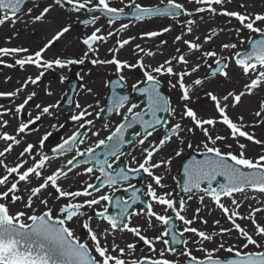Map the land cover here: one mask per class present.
<instances>
[{"label": "snow or ice", "instance_id": "snow-or-ice-1", "mask_svg": "<svg viewBox=\"0 0 264 264\" xmlns=\"http://www.w3.org/2000/svg\"><path fill=\"white\" fill-rule=\"evenodd\" d=\"M55 4L61 8L65 5L70 6V11L80 12L81 10H87L89 13L100 12L103 15L109 17V26H111L115 21L120 20L123 15H126L124 8H115L109 5V0H54ZM123 2V0H121ZM191 2V0H190ZM25 3V0H0V25H3L6 21L16 16L20 12L21 6ZM196 4L203 5V7H197L195 12L208 11L213 14L217 12L214 5H222L225 0H195ZM50 7H45L43 11L34 17V20L40 21L46 13L50 11ZM125 7L131 8V15L135 17L136 20H143L146 17L153 16H174L178 17L180 15L191 16L193 13L188 12L184 5L177 2V0H167L165 7H142L136 0H130L128 5ZM29 12L32 10L29 9ZM227 17L235 18L243 29H247L250 33L258 34L259 38H248L249 48L243 51H235L232 55V60L234 63L242 70L245 76H248L250 83L246 84L245 91H241L238 94H233L229 92L227 95L223 96L224 103L221 99L212 92H208L206 95L214 103L215 112L219 114V120L215 118L204 119L198 117L197 113L193 111L192 108L188 107L187 104L184 106V112L182 118H190L194 127L199 128L203 133L205 141L203 142L204 148V159L196 160L192 159L184 165L185 179L183 183L182 190L185 193H192L193 189L202 192L204 195L210 196L212 200L217 204V207L223 211V214L232 221L234 229L241 235V237L246 241L241 247L247 249L249 245L255 246L256 248H261V244L249 234L239 223H236L235 218L240 216V213L236 211L240 207V203L236 199H232V207L225 206L221 202V196L232 197L234 193H243L248 189H253L260 193H264V154L259 155L256 158H249L246 155L245 143H240V138H244L246 141H250L259 145H264V141L255 139L254 135L245 131V125L243 123L234 122L227 113L229 104L227 103L231 98L233 100V105L235 106L241 101V98L245 94H251L253 89L260 86H264V27L257 26L258 22L264 23V14H240L234 11L222 10L220 13ZM99 16H92L91 20H84L83 23L88 25L90 23H95ZM14 22V21H13ZM189 25L193 21H187ZM128 27L127 24H121L120 28L116 30L117 33L125 30ZM70 30L69 26L63 27L58 31L55 36L48 43L36 51L34 54H28L22 58L15 59V64L23 68L26 64H34L37 68L49 69L53 65L64 68L68 64L84 63V60H61L59 58L51 61L44 60L42 53H44L49 47H51L54 42L61 38L65 33ZM171 29L165 27L162 32H148L144 35L148 37H157L162 33H166ZM191 32V28L188 29ZM240 29H237L239 32ZM100 29L97 28L83 39V44L87 46L89 52L95 51L93 49V44L97 41H105L106 37L102 35H97ZM113 32H109L108 36H112ZM176 41H181L182 37L177 36ZM198 39V38H197ZM211 39V37H206V41ZM183 44L187 46L190 51H200L201 44L187 39H183ZM119 46L122 48L124 45L129 43V40L117 41ZM163 43V42H162ZM241 44L245 41H241ZM139 48V45H137ZM223 49H236L237 44L226 43L222 45ZM110 51H116L112 49ZM180 53V49H177ZM18 53H28L26 48H0V57L3 56H14ZM87 52L85 56H87ZM217 53L215 51H207L202 53V57L206 60L207 58L216 57ZM177 62L187 65L189 63L188 59L184 54H180L174 57ZM226 59L221 57L215 60L216 68L213 70V75L217 73L221 76H228L226 69L228 67L227 63H223ZM0 63H3L0 60ZM93 64H114L116 66L117 72L122 68L136 67L137 65H129L126 61H120L115 56L111 60H93ZM8 67H13L14 65H7ZM140 67H144L142 63H139ZM199 68V64L191 67L190 71L185 70L183 72L177 73L174 71L172 66V60H165L163 64L156 67L144 68L143 75L144 80L139 81L138 84H143L142 87H137L134 84L133 90L138 91L140 95L144 98L141 103L144 105L141 108L140 104L131 103L127 106V110L121 113V109L125 108L129 104V97L127 95H119L115 92L116 88L124 87L125 85L121 83L123 77H120V81L113 82V95L108 103V111L115 112L116 115H122V121L116 125L115 130L111 131L104 139H98L93 146H89L84 150H80L79 144H83L85 141L82 138L86 136L87 133H81L80 129L84 128L86 125H92L93 121L91 119H85L87 116H91L92 113L88 111L91 105L79 111L77 114L71 115L70 119L73 122H80L76 131H74L70 136L64 139L60 144H58L52 151L58 155H63L65 153H70L75 150V154L71 159L67 161L64 166L67 168L68 165L72 167H78L80 165H87L84 168V172L87 174H94L98 172L99 175H95L94 179L99 181V185L93 183H88L82 190L78 191H67L61 188L58 184L61 176H67V172L64 169H57L50 175H44L43 169L45 168L46 161L49 159L48 156L40 153L39 159L33 158V163L31 166L26 167L27 160L24 159L25 155H32L33 145L28 144L27 147L23 149L20 153V162L15 166L9 167L4 165V162L0 160V165L4 166L6 174L0 177V186H7L10 183V187L7 190L0 192V201H7L9 194L11 193V203H16L17 201H22L24 198L20 195H16L19 192L18 185L20 182L25 184H31V177H35L40 181L36 186L26 189L30 194L27 196L26 202L24 203L25 209H30L31 214L28 211H15L13 212L8 202H0V264H176L174 261H170L164 258V253H160V258L152 259L150 257H144L140 260L126 261L123 259L125 254L124 248H119L115 243L112 246V251L106 245L101 244L100 236L97 232L93 230L88 222L83 224V227L87 229L88 239L92 242V248L89 247L87 241L82 242L79 237L67 226L69 221H72L78 216L84 215L81 211L85 206L91 209L93 206L101 205V202H107L103 205L102 210L96 212V216L102 220L106 221L110 226L112 232L128 231L133 235L139 237V240L143 241L145 245L149 247L153 252L154 240L147 238L145 235L141 234V229L139 227L131 226V216L145 214L148 217H155L157 221L161 224L168 226L166 230L161 233L160 236L155 237L156 241H162L166 246L187 244V241L183 240V234L185 232L194 233L196 236L200 237V243L203 241H210L213 239L212 235H208L203 231H198L196 228L189 227L193 223L192 219H187L185 215L181 213L185 210V202L181 200L178 207L175 206L173 199H171V193H164L158 195L156 190L153 188L152 184L147 185V191L145 195L151 198L152 201L159 205L165 206V212L171 210L175 214V219L183 222L185 225L182 232L179 233V237L175 233V225L172 223V217L167 215H160L153 211L152 204H146L145 207L140 208L139 211L129 212V209L140 202V196L137 193L140 189L134 188L131 183H128V189H133L130 193V200H125L122 197L114 196V193L122 187L124 182L130 181V173L136 174L141 171L146 173L148 177L154 180L155 184L161 188L164 185L161 183L162 177L154 174L153 169H157L161 164H170L171 160H162L160 162H153V157L156 152H158L168 140L171 139L173 135H176L182 130L180 123H175L168 128L169 121L158 116L160 112L167 113L169 116L174 115L175 109L171 107L170 101L167 97L161 94L160 91V80L157 79L158 75H168L176 76V83L169 81L172 88L179 86L181 92V99L187 101L190 99V89L191 85H187L184 82V77L195 73ZM252 73H256L255 78L252 77ZM43 73L37 75L35 78L28 77L24 81V85L16 92L12 93H0V96L8 95L15 96L17 92L22 91L23 87L28 83L36 84ZM64 77H61L63 81ZM195 85H200L202 81L197 79L193 82ZM91 91V90H89ZM49 95L51 93H48ZM36 95L35 92L27 96L22 104L17 106L16 112L19 114L25 105ZM40 108V105H36ZM57 104H51L45 106L41 109L40 115L29 119L27 123L21 122L18 128V134L24 133L28 129L29 124H34L36 121L41 119L44 114H49L50 109L56 108ZM76 108H80L79 103L76 104ZM139 109V110H137ZM103 111V109L101 110ZM257 117L264 120V102L260 105V110L255 113ZM147 117V119H146ZM242 121V117L240 118ZM219 122L226 126L229 130V135L234 139L238 145L239 152L234 153L233 151L224 152L220 147H217L218 141H224L228 137L224 135L215 134L213 128L215 124ZM7 124L4 122L3 127ZM139 125V131L133 132L132 139H126L125 133L129 129H133L134 126ZM157 126L165 128V135L159 140L158 145L145 148L143 151L146 155L143 157L141 162H137L135 157H133L132 163L137 164V167L125 169L124 167L113 165L116 161H119L124 152L121 150L122 145L132 144L138 142L140 145H144L145 141L152 136L153 131L156 130ZM206 126H212L206 127ZM55 127V126H53ZM107 129V125H105ZM150 129L152 131H150ZM91 131V129H88ZM193 127L186 129L187 133H192ZM51 133H46L45 136L40 140L41 146L44 141L48 139ZM98 132H92V136H98ZM136 138H139L138 141ZM0 139L4 141H11L7 147L0 151V157L4 156L6 152L12 150L13 144H19L20 140L16 136L9 135L8 133L0 134ZM183 144V139L180 140ZM211 145V146H210ZM231 148L232 145H226ZM188 147L191 148L192 145L189 143ZM100 150V151H98ZM183 149L176 151L175 155L177 157L182 155ZM78 157H83V159H77ZM103 157V158H101ZM114 158V159H113ZM71 171V168H68ZM15 177L10 180L9 177ZM79 174V173H78ZM221 178V179H218ZM215 182V186H213ZM206 183L205 187L202 184ZM49 187L54 189L57 194L56 199L60 198H71L68 203H65L59 207V215L54 214L53 209L48 207L49 200L47 198H41L43 191H46ZM107 187L112 190V194H100L98 196L93 195L94 192L100 193L101 189ZM128 189H124L127 191ZM52 194L49 193V196ZM78 197H85L84 201H76ZM92 197L91 199H87ZM34 198L39 199L40 204L45 208L44 211L37 214V210L33 208ZM191 198V197H189ZM203 200V196L201 197ZM108 204L118 211L115 215H106L109 208ZM146 208V212H145ZM199 212V209L196 210ZM255 212H260L261 209H253ZM241 219L250 220L251 223L256 226V234L259 236H264V226H259L257 221L252 218L249 214L247 216L240 217ZM91 217L89 218V220ZM206 223V221H205ZM219 224V221H216ZM150 224V220H149ZM231 229H221V233L230 232ZM171 233V241L166 239ZM111 234L107 229L101 233L103 236ZM135 245L128 244L127 248L133 250ZM119 249V255H113L112 252H116ZM223 249L232 254L230 258H214L215 251ZM93 250L96 255H93ZM170 251H175L174 248H170ZM182 255L188 256L190 258V264H264V251H251L244 252L236 248V246H229L224 248L223 243L219 245V248L212 251L206 252V257L198 259L191 255V252L187 249Z\"/></svg>", "mask_w": 264, "mask_h": 264}, {"label": "rangeland", "instance_id": "rangeland-1", "mask_svg": "<svg viewBox=\"0 0 264 264\" xmlns=\"http://www.w3.org/2000/svg\"><path fill=\"white\" fill-rule=\"evenodd\" d=\"M257 1V0H255ZM262 1V0H261ZM94 2V1H93ZM116 0H109L110 5H114V7L117 6ZM130 1H128L129 4ZM177 2L184 5L185 9L188 11L190 8H186L187 5L183 3V0H177ZM136 3H139L142 7H159L161 4H167V0H136ZM127 4V5H128ZM50 7V11L47 13L45 18H42L40 21L34 20V17L39 15L45 7ZM31 9L32 11L29 12L28 10ZM131 8L126 7L125 13H128ZM208 11H205L203 13H193V15H180L178 17H155V18H148L141 21L136 20H117L116 22L120 23H126L128 25L126 32H122V35H117L116 37L112 39H107L105 41H97L93 44V49L95 51L89 52L87 46L84 48H80L79 44L83 41L84 37H87L91 35L95 29L99 28V25H106L109 24L108 20L101 17L99 14H91L92 16H99L100 18L96 20L95 23L89 26L84 27H78L76 26L77 22L84 17V10H81L80 12H74L70 11V6L65 5V7L61 8L60 6L56 5L54 0H45L38 4H28L23 12L16 14V16L12 17L8 21L5 22L7 25L8 33L6 34L5 39H11L15 36L18 37L20 46L22 48L28 49V54H34L36 51L40 50V45L42 44L43 40L41 35L43 34L44 25H48L49 27H52L54 30H60L63 27L69 26L70 30L65 34L64 38L60 40L59 45H63L61 49L59 47H51L49 49V52L44 58V60L51 61L55 60L57 58L67 61V60H84L85 64L87 63L86 67H81V63H75V64H68L64 68H59L55 65H53L52 68L44 69V68H37L34 64H30V70L32 76L40 75L41 73H44V71L52 70L53 75L50 79L47 81H43L42 76L38 82V84L45 86V94L47 93L48 99H44L45 103L40 107V111L43 107L51 105V104H57L56 108L50 109L49 114H44L41 116V119L39 121H36V128L32 129L33 124H29L28 129H26L24 136L22 138V141L19 144H13L12 150L10 152H6L4 156L0 157V160L4 162V165H7L9 167L15 166L17 163L20 162V153L23 151L25 147H27L28 144H32L33 151L32 155L29 156L28 154L25 155L24 159L27 160L26 167H29L33 163V158L36 160L39 159V154H46L47 150L50 148L49 146L45 148L46 151H44V144H48L49 142L44 141V144L41 146L39 144V141L45 136L46 133H50L51 131L59 128L60 125L63 124L66 120H71V115L77 114L82 109L86 108L88 105H91V108H88V111L92 113L91 116L85 117V119H91L93 121L92 125H86L84 128L86 129V138L84 139V143L80 144V150H84L89 146H93L95 142L98 139H104L107 135L110 134L111 131L115 130V127L117 124H119L122 121V115H112L109 119H107V122L105 124H101L98 119V115L101 112V110L104 107L105 97L107 95V83L109 79L112 76L117 77H123V82L125 83V91L131 92L133 89V85H141L138 84L139 81L144 80L143 71H138L139 63L145 62V57H148V55L152 54V49H155L159 51L160 53L167 52L169 53L168 58L169 60H172V66L174 63H176V59H173L174 57H177L180 54H184L182 50H180V53L177 52V48L169 49V46L172 45L170 43V40L173 38H176L179 35V31L184 30L188 28L189 24L187 21H195L200 18H202V15L207 14ZM2 15V14H0ZM22 17L21 23L18 26V28L13 29L14 23H16L20 18ZM14 21V22H13ZM224 25H230L233 27H236L235 25H238V27L241 28V25L235 18H230L228 20H225L223 22ZM154 27H157L158 29L156 32H162V29L165 27L170 28L171 30L162 33L161 35L157 37H148L144 35L148 32H153ZM261 27H264V24L261 25ZM234 39H231L229 41L230 43L237 44L236 49H222L221 56L211 57L207 58L206 60L202 57L200 59L199 63V69L197 73L192 75L189 79H185L184 82L187 85H190L195 80L200 79L203 82H210L213 81V83H216L217 87L215 89L206 88L204 93L201 95L196 96L193 100L181 103V92L179 90V86L177 85L176 88H172L170 86L169 81L171 80L172 83H176V79L173 76L168 75H158L157 79L160 80V84L163 86L162 93L164 96H166L169 101L172 108L175 109V113L172 116H169L167 114L166 120L169 121L168 128H171L172 125L175 123H180L182 126V130L180 133L172 137L170 140L166 142V144L154 154L153 162H160V160H171L170 164H161V166L157 169H153V172L157 176H161L162 180L161 183L164 185V187H160L155 184L154 180H152L148 175H145L144 180H142V185L144 187V197L148 200L147 203L152 204L153 211L160 215H167L175 219V214L168 210L165 212V206L159 205L151 200L150 197L145 195L147 191V185L152 184L153 188L156 190L158 195L164 194V193H171V199H173L175 206L178 207L179 202L183 200L185 202V210L181 213L182 215H185L187 219H191L190 216L196 213V207L195 205H203L211 212L210 218H205L204 222H200L199 218L196 215V218H192L193 223L189 225V227L195 228L197 226V221L199 220V224L205 225L207 231L209 227L210 235L215 233L213 236V239L210 241H203V243H200V240H198V244L194 245L191 242V236L189 233L185 232L183 234V238L185 241H187V244L183 245L182 248L176 249L174 252H168L167 246L162 241L156 242V247L159 249V252L164 253V258L171 260L173 257H178L176 264H184L190 258L188 256L182 255V253L185 252L187 249L191 252L192 256L197 257L198 259H202L206 257L207 251L216 250L219 248V245L223 243L224 248H228L229 246H236V248L240 249L244 252H251V251H264V236L260 237L259 240L256 239L260 244L261 248H256L255 246L249 245L247 249H243L241 246L246 243V241L239 237L236 240L235 239H227L225 241L219 239L216 241L214 238L216 235L220 234L221 231L219 229L223 227L224 222L226 221V216L223 214V211L217 207V204L215 202H212L209 197H207L204 194H191L188 196H185L183 198H180L177 181L175 180L176 175L179 171L181 162L183 158L189 156L191 153L199 155L204 152L203 148V142L205 141V138L203 136V133L200 131L199 128H195L190 118H182V114L184 112V106L187 104L188 107L192 108L193 111H195L198 115V117L208 119V118H215L217 121L219 120V114H215L213 111L214 103L208 98L206 95L208 92H212L213 94L217 95L218 98H223V96L227 95L229 92H232L234 95L237 92L245 91V85L250 83V79L248 76H245L242 72V70L234 63V60H232V55L235 51H243L244 49H247V41L249 37L255 38L257 36L256 33L251 34L250 36H245L243 40H240L239 37L242 38V32L237 30H234ZM98 34V33H97ZM195 37L192 41L196 43H200L201 39L200 37ZM123 41V40H129V43L124 45V47L128 46V51L125 53H121L119 50L122 49L117 41ZM241 41H245V43L241 44ZM163 42V43H162ZM103 43H107L110 45L111 50L116 49V51H105V47L103 46ZM139 45V48L137 47ZM119 51V53H118ZM169 51V52H168ZM88 53L87 56H85V53ZM116 57L120 61H126L129 65H137L136 67H128V68H122L119 72L116 70V66L114 64H93V60H111L113 57ZM224 57L226 63L228 64V67L224 69L227 71L228 76H221L219 74L207 77V72L210 68L214 67L215 60ZM19 57L17 55L14 56H3L0 57V60L3 61V63H0V93H12L16 92L17 89H20L22 85H24V81H26V78L22 75H19L18 73L14 72L13 69L17 68V65L15 64V59H18ZM14 65L13 67H8L7 65ZM73 65H75V79L78 80V93L75 97L76 104L79 103L80 108H76L70 113H67L64 110L59 109V103L61 98L55 97V95L51 96L55 90L60 89V86H62L61 89V97L65 94L66 89V82L69 78H64L63 81L59 79L60 76H63V74L67 71L72 70L73 71ZM232 70V74H230L229 71ZM257 74L252 73V77L255 78ZM33 84H29L23 87L22 91L17 92L15 96H11V100L8 102H1L0 103V109L3 113V117L5 118V114H10L13 110H16L17 106L22 104L24 100L27 98L28 95L33 93L35 91V88H32ZM96 85H100L102 87V91L96 90ZM192 85V84H191ZM39 90V88H38ZM91 90V91H89ZM57 91V92H58ZM48 93H51L50 95ZM36 98V95L34 96ZM32 98L31 101L28 102L27 105H25L24 109L21 110L19 114L16 112V119L19 118H25V123H27L31 118H34L37 115H40L38 113V108L36 105H39L37 102V98L34 102ZM231 99V98H230ZM229 101H233L232 99ZM142 97L134 98L128 105H126L125 108L121 109V113L126 112L127 106H130L131 103H137L140 104L141 108L144 107V105L141 103ZM264 102V98L259 101L257 98L254 100V112L252 114L249 113H236L234 114L232 110L234 109V106H230L229 109H227V113L230 116V118L237 123H243L245 125L244 130L253 134L255 139L264 141V120H262L260 117H257L255 113L260 110L261 103ZM239 107V105H238ZM139 110V109H137ZM21 115H24L21 117ZM233 115V116H232ZM243 118L242 121L240 118ZM11 119V118H10ZM72 121V120H71ZM80 122H75V125H79ZM15 125V124H12ZM52 125V126H51ZM56 125L57 127H53ZM105 125H107V129L105 128ZM189 127H193L194 130L192 133H187L186 129ZM206 127H212V126H206ZM74 128V127H72ZM91 129L89 131L88 129ZM165 128L162 127L157 132H154L151 137L148 138L147 141H145L144 145H140L138 142L130 148V150H126V158L124 161L126 162L127 166L129 168L137 167V164L132 163L133 157H135L137 162H141L143 157L146 155V153L143 151L145 149L146 144H148L149 147L158 145L159 140L163 138ZM66 135H68L69 130H66ZM92 132H98V136H92ZM213 132L218 133L219 135L227 136L228 138L224 141H218L217 147H220L222 151L228 152L233 151L234 153L239 152L238 145L234 139L231 138L229 135V130L226 129V126L222 125L221 123L217 122L213 128ZM183 139L184 143L181 144L180 140ZM138 140V139H137ZM12 143V142H11ZM10 143V144H11ZM191 144L192 147L189 148L188 144ZM240 143H245L247 145L246 147V155L249 158H256L261 154H264V145H259L250 141H246L244 138H240ZM232 145L231 148H228L226 145ZM211 146V145H210ZM36 148H39L40 150H36ZM183 149L182 155L177 157L175 155L176 151H179ZM4 150V149H3ZM62 158V157H61ZM59 161V159H53ZM61 160V159H60ZM57 161L48 162L45 165V168L43 169V174L50 175V173L54 172L55 168L57 166H60V164L67 163L66 159L62 158V161L60 163H57ZM114 166V165H113ZM87 166L81 167L78 171H73L70 174L67 175L65 178H60L58 181V184L61 188L67 191H78L82 190L86 184L88 183H96V180L94 179L95 175H98L97 172L94 174H87L84 172V168ZM48 171V172H47ZM79 173V174H78ZM6 174L4 166L0 165V177L4 176ZM81 175V176H80ZM15 177V174L13 176H10L9 179L13 180ZM40 181H38L34 176L31 177V184H25L24 182H20L18 185L19 192L16 193V195H20L24 198V190L25 187L30 188L33 186H36ZM10 183L7 186H0V192H4L7 190V187H10ZM215 186V185H213ZM205 187V186H202ZM123 188H127V185L122 186L119 190H117L116 193H119ZM90 191V189H89ZM49 193L52 195L49 196ZM28 194H30L28 192ZM100 194H112V190L106 188H103L100 193H93L94 196H98ZM11 193L9 194V197L7 198V201H0V202H8L10 209L15 211H28L30 213V209L24 208V203L22 201H17L16 203H11ZM57 194L55 193L54 189L49 187L46 191H43L41 194V198H47L49 200L48 207L53 209L54 214L59 215L58 209L65 203H68L71 198H60L59 200L56 199ZM203 196V200H201V197ZM191 197V198H189ZM92 197H88L87 199H91ZM125 200L128 198L123 196ZM259 200V198H264V193H260L255 190L248 189L243 193H234L232 197H223L221 199V202L225 206L231 207V201L232 199H236L237 201L239 199L243 200H249L248 202H251L254 199ZM85 197H78L76 198V201L72 202H83ZM242 200V201H243ZM261 200V199H260ZM36 202L33 203V208H35L38 212V214L45 210L44 206L40 204L39 199L35 200ZM107 202H101V205L93 206V208L89 209L87 206H85L81 211L84 213V216L86 219H88V222L90 226L99 227L101 231H105L106 229L111 233L104 237L102 245H106L109 248V251H112V246L115 243L119 246V248L125 249V254L123 256V259L126 261L131 260H140L144 257H150L152 259H157L160 257L155 256L152 251L148 250V248H137V244L139 241V237L133 235L132 233L128 231H115L112 232L110 229V226L107 224V222L102 221L98 218H93L91 215L93 212H97L99 210H102V207ZM261 204L264 205V199L261 202ZM141 207L137 206L134 211H139ZM80 217V216H78ZM91 219L89 220V218ZM83 220V218H82ZM150 220V224H149ZM84 221V220H83ZM83 221H77V217L74 218L72 221H69L67 223V226L75 233L77 237L80 238L82 242L87 241L90 248H92V242L88 239L87 236V230L83 231L81 228H79L80 223L83 224ZM206 221V223H205ZM216 221H219V224L216 223ZM85 222V221H84ZM175 222L177 224L176 230L177 233L182 232L185 225L183 222L176 220ZM260 224V222H257ZM249 224V223H248ZM131 226L133 227H140L141 228V234L145 235L148 238V232L150 236H153L154 238L157 236H160L161 233L165 231V227L163 224H161L159 221L155 219V217H148L145 214L141 215H133L131 216ZM248 226V225H247ZM251 226V225H249ZM260 226H264V221L261 222ZM251 228H253L256 231V226L252 225ZM224 229H231L230 232L224 233L225 235H232L235 231L234 226L230 227L227 226ZM166 238V237H165ZM128 244L135 245L133 250H129L127 248ZM160 253L158 255H160ZM113 255H119V249H117L116 252H112ZM93 255H96V253L93 250ZM232 254L223 250L219 249L218 251H215L214 258H228L231 257Z\"/></svg>", "mask_w": 264, "mask_h": 264}, {"label": "bare ground", "instance_id": "bare-ground-1", "mask_svg": "<svg viewBox=\"0 0 264 264\" xmlns=\"http://www.w3.org/2000/svg\"><path fill=\"white\" fill-rule=\"evenodd\" d=\"M93 1H94L93 3H95V0H93ZM116 1L117 2H115V3H117V6H118L116 8H124L125 9L126 8L125 5H127L128 1H130V0H123V2H121V0H116ZM183 3L185 5H187L186 8H190V7L192 8V9L188 10V12H191V13H197V12H195V9L197 7H203V5L196 4L195 0H191V2H190V0H183ZM109 5H110V3H109ZM110 6L114 7V5L113 6L110 5ZM214 7L217 9V12L215 14L208 12L207 14L202 15V18L195 20L191 25L188 26V28L179 31L178 36L182 37L181 41H176L175 38L170 40V43H172V45L169 46V49L177 48V49L184 51L183 53L189 61V63L187 65L179 63L176 61V63H174V65H173L175 72L180 73V72H183L185 70L190 71L191 67H194L197 64H199V66H200L199 61H200V59H202V53L203 52L215 51L217 53V56H221L222 54H221L220 50L223 49L222 45L229 43V41L231 39H234V32H233L234 30L240 29V31L242 32V38L239 37L240 40H243V38L245 36H250L251 34H253V33H250L247 29H243L242 27L241 28L238 27V25H235L236 27H233L230 25L229 26L224 25L223 22H225V20H228L232 17H227V16L220 14L222 12V10L234 11V12H238L240 14H252V15L264 14V0H262V1L261 0H257V1H255V0H225L224 4L214 5ZM199 13H203V12H199ZM46 15H47V13L44 15L43 18H45ZM21 20H22V17L16 23H14L13 29L18 28V26L21 23ZM121 24H123V23L114 22L111 26H109V24L99 25L100 26V32L97 35L105 36L106 40L112 39V38L116 37L117 35H122V32H126L127 28L125 30L119 32V33L116 32V30L120 28ZM124 24H126V23H124ZM262 24H264V23L258 22L257 26L261 27ZM189 28H191V32H189V30H188ZM157 29H158L157 27H154L155 32ZM60 30H58V29L54 30L52 27H49L48 25H44L43 34L40 37L43 40L42 44L39 46L40 49L44 48V46L48 43V41L51 40L53 38V36H55V34ZM110 31L113 32L112 36H108V33ZM7 33H8L7 25L5 23L3 25H0V48H22L20 46L18 37L15 36L14 38H11L8 40L5 39ZM65 34L61 38L57 39L51 47L52 48L53 47L54 48L59 47L61 49V47H63L64 44L59 45V42L61 39L64 38ZM195 37H198V38L200 37L201 42L199 44H201V49H200V51H194L193 52V51H190L187 48V46L185 44H183L182 41H183V39H187V40L192 41ZM206 37H211V39L206 41ZM84 38H86V37H84ZM85 46L86 45H84L83 42H81L79 44L80 48H82V47L84 48ZM103 46L106 49L105 51L111 50V47L109 44L103 43ZM128 46L123 47L119 51L122 54L127 52ZM51 47H49L44 53H42L43 59L46 58V56L49 52V49H51ZM119 51H118V53H119ZM152 51H153V53L151 55L149 54L148 57H145V62H142L144 67L143 68L139 67L138 71H143L144 68H148L149 66L150 67L159 66V65L163 64L165 60H169V58H168L169 53H167V52L160 53L159 51H157L155 49H152ZM15 55H17L19 58H22V57L26 56L27 53H18ZM28 65H30V64H26L23 68H21L19 65H17V68L13 69V71L18 73L19 75H22L23 77H25L26 80L28 79V77L35 78L37 75L36 76L31 75V71H33V70H30V68H29L30 66H28ZM232 70L233 69H231V71H229L230 74H232ZM197 71L195 73H197ZM195 73H192L189 76H185L184 80L189 79ZM72 76H75V73L72 70H70V71L65 72L63 74V76H60L59 79L61 80V77H64L67 79V78L72 77ZM173 77L177 80L176 76H173ZM38 82L36 84L30 85V86H32V88H35L34 92L36 93V98L38 100L37 101L36 98L34 97L32 102L35 103V101H37L39 103V105L42 106L45 103L44 99H48V95H47V93L45 94V91H44V90H46L45 86L44 85L40 86L38 84ZM29 84H31V83H28L27 85H29ZM191 84L190 85L192 87L190 89V99L187 101L193 100L196 96L204 93L206 88L215 89L217 87L216 83H213V81L206 82V83L202 81V83L200 85H195L194 83H191ZM38 88H39V90H38ZM61 89H62V86H60L59 91L55 90L51 96L57 94V95H55V97L61 98V92H62ZM95 89L99 90L100 92L102 91V87L100 85H96ZM238 93L239 92L236 91V94H238ZM256 98L259 101H261L264 98V86H260L256 89H253L251 94H245L241 98V101L234 106V109L232 110V112L234 114H236L237 112L238 113H242V112L245 113L246 112V113L252 114L254 112V109H255L254 100ZM220 99H221V102L224 103L223 98H220ZM187 101H184L182 99L180 100L181 103H184ZM227 103L229 104V107H228V109H229L230 106L233 105V101H228ZM238 105H239V107H238ZM213 111L215 114L218 115V113L215 112L214 106H213ZM38 113H41L40 108H38ZM23 116L24 115H21V117H23ZM7 118H8V120L10 118L12 120L16 119V110H13L10 114H7ZM214 133L218 134L216 132H214ZM36 150L39 151L40 149L36 148ZM236 153H238V152L236 151ZM71 158H72V156H67V155L64 157V159H66V160L71 159ZM53 161H57V160H51V162H53ZM61 161H62V159L61 160L59 159V161H57V163H60ZM160 161H162V160H160ZM58 168H59V166H57L55 168L54 172ZM26 189H28V188L25 187V190H24L25 200H23V203L26 202L27 196L29 195L28 191H26ZM263 199L264 198H259V200H258V198H257V199L252 200L251 202H248L249 200L239 199L238 202L240 203V207L236 209V211L238 213H240V216L235 218L236 223H239L241 225V227H243L249 234L253 235V237L255 239H258V240L262 236L257 235L256 231L253 228H251V226L253 225L251 223V221L247 220V219H241L240 217L247 216L250 214L253 219H255L257 222H260V224H258L260 226L261 222L264 221V205L260 203V201L262 202ZM35 200L36 199L34 198V202H36ZM195 207H196L195 208L196 210L199 209V212H197L195 210L196 213L190 216L191 219L196 218V215L199 218V220L201 219L200 222H204L205 218H207V219L210 218L211 212L208 209H206L205 206L195 205ZM257 208L261 209V211L260 212L253 211V209H257ZM30 213H31V211H30ZM82 218L85 222H88V219H86V217L84 215L77 217V221L78 222L83 221ZM199 220L197 221V226H195V228L198 231H203L206 234L210 235V232H208L209 227L207 226V228H208V231H207V229L205 228L206 227L205 225L199 224ZM84 221H83V224L85 223ZM83 224L80 223L79 228H81L83 231H85L87 229H85L83 227ZM249 225H251V226H249ZM227 226H230V227L234 226L232 221H230L228 218H226V221L224 222L223 227L222 228L219 227L220 231H221V229H224ZM91 227L93 228V230H95L97 232V235L100 236V240H101V244H102L104 237H103V235H101V233H103V231H101L99 229V227H94L93 225ZM187 233H189L191 236V242L190 243L197 245L198 240H200L201 238L196 236L194 233H191V232H187ZM147 235H148L149 239L154 240L153 246L155 248V251L153 252L152 250H150L149 247L143 243V241L138 242V244L136 245L137 248H140L142 246H143V248L147 247L148 250L152 251V253L155 254V256L160 257V255H158L160 253L159 249L155 245L157 241L155 240V238L153 236L149 235V232ZM239 237H241V235L235 230L231 236L225 235L224 233H220V234L216 235L214 238L216 239V241L219 239L225 241L227 239H235L236 240ZM177 258L178 257H173V259H171L170 261H177Z\"/></svg>", "mask_w": 264, "mask_h": 264}, {"label": "water", "instance_id": "water-1", "mask_svg": "<svg viewBox=\"0 0 264 264\" xmlns=\"http://www.w3.org/2000/svg\"><path fill=\"white\" fill-rule=\"evenodd\" d=\"M40 1H44V0H25V3L21 6V10H20V12L21 11H23V9L25 8V6H26V4L28 3V2H32V3H34V4H36V3H39ZM163 7H165V6H161V8H163ZM132 11V10H131ZM98 12V11H97ZM85 17H84V19H82V20H80L79 22H78V25H80V26H88V25H92V23H90V24H88V25H85L84 23H83V21L84 20H91L90 19V16H91V14H94V13H89L87 10L85 11ZM96 13V12H95ZM98 13H100V12H98ZM102 16H104V17H106V18H108L109 19V17H107V16H105V15H103L102 13H100ZM153 17H156V16H153ZM146 18H149V17H146ZM121 19H135V17L134 16H132L131 15V12H130V14H126V15H123L122 17H121ZM136 20V19H135ZM257 38H259V36L257 37ZM248 48H249V46H248ZM223 63H225V61H223ZM84 66H86V64H84L82 67H84ZM216 66L217 65H215V68H216ZM213 70L214 69H211V71H209V72H207L208 74H207V77H212V76H215V75H213L212 73H213ZM218 74V73H217ZM216 74V75H217ZM50 76V73H47L46 75H45V78H48ZM116 81H120L118 78H113V79H111L110 80V82H109V95L107 96V98H106V106H105V108L103 109V111L101 112V114L99 115V119L98 120H100L102 123H104L106 120H107V118L111 115V114H113V113H115L114 111L113 112H109L107 109H108V103H109V101H110V99L112 98V95H113V82H116ZM122 83V82H121ZM68 92H67V94H66V97H65V99H64V101H63V103L61 104V107L62 108H68L69 109V111H71V110H73L74 109V107H75V101H74V96H75V94H76V92H77V87H78V82H77V80L76 79H71L69 82H68ZM144 86V85H143ZM125 87V86H124ZM124 87H120V88H116L115 89V92L117 93V94H119V95H127L128 97H129V101H131L135 96H141L140 95V93L138 92V91H134L132 94H127V93H121V90L122 89H124ZM139 87H142V86H139ZM161 86H160V90H161ZM162 94V93H161ZM163 95V94H162ZM166 114L167 113H164V112H160V113H158L157 115L158 116H160L161 118H162V120H164L165 119V116H166ZM146 119H147V117H146ZM134 127H139V125H136V126H134ZM161 126H157L156 127V130H158L159 128H160ZM130 130H132V129H129V130H127L126 131V133H125V137H126V135H127V132L128 131H130ZM150 131H152L151 129H150ZM174 136V135H173ZM172 138V137H171ZM132 139V138H131ZM130 145L131 144H124V145H122V147H121V150H123L124 148H127V147H130ZM98 151H100V150H98ZM56 153H51L48 157H51L52 155H55ZM101 158H103V157H101ZM123 158V156L120 158V160ZM81 159V158H80ZM83 159V158H82ZM192 159H196V160H202V159H204V155L203 154H201L200 156H196L195 154L193 155V154H191L190 156H188L187 158H184L183 159V162H182V165H181V167H180V171H179V173H178V175H177V181L179 182V190L178 191H180V197H183V196H185V195H189V194H191V193H185L183 190H182V188H183V183H184V179H185V172H184V165L186 164V163H188V161H190V160H192ZM119 167H124L125 168V165L123 164V165H121V166H119ZM140 173V172H139ZM139 173H136V174H133V173H130V177H131V179H130V181L131 180H134V181H138L140 178H141V175L139 174ZM129 182V181H128ZM128 182H124V183H128ZM99 181H98V184L97 185H99ZM215 182H213V184H214ZM203 184H205V186H206V183H203ZM202 184V185H203ZM136 189H140V191L137 193V195H139L140 196V202L139 203H137L136 205H138V204H140V205H142V206H144L145 207V205L147 204L146 203V200L141 196V192L143 191L142 190V188H141V186L139 185V184H137L136 185V187H135ZM196 191V193H199L200 191H198V190H195V189H193V191L192 192H195ZM93 192H94V190H93ZM125 193H127L128 195H130V193H131V190H127ZM117 196H119V195H117ZM120 197V196H119ZM221 197H223V196H221ZM109 205V209H111V212H108V213H106V215H115L116 213H115V211H118L117 209H115V208H113L112 206H111V204H108ZM136 205H133V207L134 206H136ZM132 207V208H133ZM132 208H130L129 209V212H132ZM146 209V208H145ZM93 216H96V214H94ZM97 217V216H96ZM172 223L175 225V228H176V223H175V221L172 219ZM168 227V226H167ZM174 231H175V233H176V230L174 229ZM177 234V236L179 237V234L178 233H176ZM167 238H168V240L169 241H171V233L167 236ZM183 239V238H182ZM183 246V244H178V245H171V244H169V247H168V249H170V248H174V249H177V248H180V247H182ZM170 251V250H169ZM187 264H190V262H188Z\"/></svg>", "mask_w": 264, "mask_h": 264}, {"label": "flooded vegetation", "instance_id": "flooded-vegetation-1", "mask_svg": "<svg viewBox=\"0 0 264 264\" xmlns=\"http://www.w3.org/2000/svg\"><path fill=\"white\" fill-rule=\"evenodd\" d=\"M4 115H5V118L3 117V113L1 112V109H0V125H3L4 122L7 121V124L6 125H4L3 127H0V134H2V133H8L9 135L16 136L17 139L20 140V142H21L25 132L18 134V128H19V125H20L21 122H24L25 123V118H19V119H14V120L9 119L8 120L7 114L4 113ZM12 124H15V125H12ZM74 124H75V122H73L71 120H66L65 122H63L62 125L59 126V128L53 130V132L51 131L50 132L51 135L48 137L47 140H45L46 142H49V143L48 144H44V146L42 147V149L44 148V151H46L45 148L48 147V146L50 148L47 151H49L51 149H54L64 139H66L74 131L77 130L78 125H75L74 126ZM54 126L57 127L56 125H54ZM72 127H74V128H72ZM66 130H69L68 135H66V132H65ZM80 132L81 133H86V129L85 128H82V129H80ZM82 138L85 139L86 136H83ZM54 141L57 142V143H53ZM10 143H11V141H7L6 142L3 139H0V151H3V149H5L7 147V145L10 144ZM79 146H80V144H79ZM61 157H63V155H58V156H56L55 159H61ZM66 164L67 163L60 164V166H59L58 169H64L65 170L66 168L64 166ZM77 168H75V169H77ZM72 171L73 170L69 171L68 174H70ZM61 177H63V176H61Z\"/></svg>", "mask_w": 264, "mask_h": 264}]
</instances>
